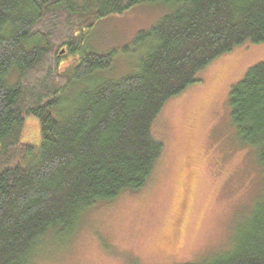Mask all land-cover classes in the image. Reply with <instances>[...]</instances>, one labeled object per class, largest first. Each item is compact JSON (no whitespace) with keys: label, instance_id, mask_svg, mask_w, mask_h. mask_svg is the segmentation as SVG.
Masks as SVG:
<instances>
[{"label":"trees","instance_id":"obj_1","mask_svg":"<svg viewBox=\"0 0 264 264\" xmlns=\"http://www.w3.org/2000/svg\"><path fill=\"white\" fill-rule=\"evenodd\" d=\"M145 2L165 15L133 38L135 71L110 79L113 53L80 50L85 30ZM263 43L264 0H0V264H31L90 209L143 189L163 149L152 133L163 106L216 57ZM60 50L77 56L71 70L59 71ZM227 101L239 145L254 153L259 192L227 247L179 264H264V63ZM27 116L40 139L22 166Z\"/></svg>","mask_w":264,"mask_h":264},{"label":"rangeland","instance_id":"obj_2","mask_svg":"<svg viewBox=\"0 0 264 264\" xmlns=\"http://www.w3.org/2000/svg\"><path fill=\"white\" fill-rule=\"evenodd\" d=\"M70 1L76 6L79 0ZM164 15L162 5L147 2L108 15L85 30L80 50L112 52L110 79L131 74L140 52L133 38ZM61 51L59 71L71 70L77 56ZM259 62L264 43L235 47L200 70L154 123L153 136L163 149L149 183L90 209L67 238H47L31 264H179L227 247L235 221L259 192L254 153L239 145L230 123L228 92ZM71 93L69 88L63 94ZM19 139L31 150L23 166L39 145L36 117H25Z\"/></svg>","mask_w":264,"mask_h":264},{"label":"bare ground","instance_id":"obj_3","mask_svg":"<svg viewBox=\"0 0 264 264\" xmlns=\"http://www.w3.org/2000/svg\"><path fill=\"white\" fill-rule=\"evenodd\" d=\"M114 64H115V63H114ZM118 67H119V66H118ZM117 75H118V74H117ZM121 77H122V76H121ZM152 133H153V132H152ZM153 165H154V164H153ZM80 224H81V222H80ZM80 224H79V225H80Z\"/></svg>","mask_w":264,"mask_h":264},{"label":"water","instance_id":"obj_4","mask_svg":"<svg viewBox=\"0 0 264 264\" xmlns=\"http://www.w3.org/2000/svg\"><path fill=\"white\" fill-rule=\"evenodd\" d=\"M62 52V51H61Z\"/></svg>","mask_w":264,"mask_h":264}]
</instances>
